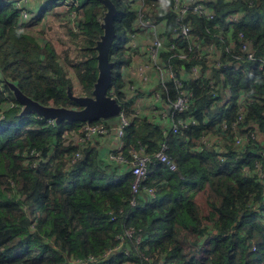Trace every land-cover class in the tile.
I'll return each mask as SVG.
<instances>
[{
	"label": "trees",
	"instance_id": "obj_1",
	"mask_svg": "<svg viewBox=\"0 0 264 264\" xmlns=\"http://www.w3.org/2000/svg\"><path fill=\"white\" fill-rule=\"evenodd\" d=\"M57 1L34 16L43 27L36 29L21 20L11 0L0 2V264H91V257L92 264H264V180L256 167L264 164V0H198L210 18L193 9L182 13L177 0H113L110 92L129 125L122 150L114 147L106 156L101 137L112 141V135L78 142L85 123L22 113L9 86L15 83L41 104L73 108V80L92 94L105 6L75 0L61 11L75 9L73 20L59 13ZM140 17L157 23L165 37L163 67L176 75L155 78L171 110L162 103L158 108L173 114V123L168 115L162 123L139 109L131 95L138 86L123 78L134 60L130 42ZM50 18L78 26L67 28L70 43L61 53L45 36ZM179 22L191 27L188 38L180 37ZM181 91L192 92L189 106L174 113ZM115 118L89 122L111 127ZM235 122L239 133L256 137L237 144ZM164 142L177 168L153 158L132 206L134 175L110 154L128 157L142 146L154 155ZM201 192L205 212L196 199ZM128 229L135 235L121 241Z\"/></svg>",
	"mask_w": 264,
	"mask_h": 264
},
{
	"label": "built area",
	"instance_id": "obj_2",
	"mask_svg": "<svg viewBox=\"0 0 264 264\" xmlns=\"http://www.w3.org/2000/svg\"><path fill=\"white\" fill-rule=\"evenodd\" d=\"M14 4V6L19 10L20 12V18L23 21L29 20L31 18L30 16V10L27 7V1L29 0H11ZM38 2H41L43 5L47 4V0H36ZM142 1V0H138ZM177 5L179 6V9L182 13H186L190 9H193L194 11H198L201 15H206L207 17H212L213 14L206 8L204 4H202L198 0H177ZM55 5L57 8H61V11H68L72 6H76L75 0H58L55 2ZM71 16L73 19L76 18V10L73 9L71 11ZM179 35L181 38H188L191 34V27L189 24L186 23H180L179 22ZM139 27L138 30H143V28H148L151 31V40L148 43L147 46V57H148V63L152 61L154 64L155 69L160 74V79L162 81H165V71L163 67V60H162V51L166 47L165 37L162 35L161 30L159 29V26L157 23L151 21V20H144L143 17H140L139 19ZM160 30V31H159ZM244 50H248V45H243ZM149 55V56H148ZM181 57H186V54H181ZM249 59H255V55L253 52H249L248 54ZM241 59V58H237ZM144 63L138 67V80L142 82H148L150 79V75L148 72V69L150 67V64ZM237 68H240L239 65H236ZM167 73L169 74L170 78L175 77V72L171 69L167 68ZM192 73L194 75L198 74V68L196 66L192 67ZM178 81V80H177ZM136 86V83L133 84ZM192 96V92L190 91H181L180 95L178 96L177 100L173 102V112L176 111H183L188 108L189 101ZM245 111L244 109H241L239 120L242 119L244 116ZM169 116V114H168ZM119 119V120H118ZM169 119L171 122H174L173 114L169 116ZM117 123L113 124L111 127L108 125H105L103 123L101 124H93L90 122H84L83 126L80 128V131L82 132V135H80L77 139L78 142H85L88 140L93 139L95 136L98 135H112L113 140L116 143V149L119 150V152L123 148V143L121 141V138L124 136L125 128L129 125V119L126 117V115L121 112L120 115L117 117ZM175 128H177V125H175ZM238 122H235L232 126L234 132L236 133V142L237 144H246L247 142H250L251 138L256 137V134L252 131H247L243 133H239L238 131ZM167 145L164 142L160 148V150L154 154L151 155L147 153L146 149L144 147H136L132 148L130 150V156H124L122 153H112L110 155L111 160L115 161L117 164H120L121 166L129 169L132 174L134 175V181L132 185V192L133 197L131 199V205L136 206L138 202V195L140 193L141 188L143 187V184L145 180L147 179L149 175V167L150 163L152 162L153 158H157L161 162H164L168 165V167L172 170H176L177 164L176 162L170 158V156L167 153ZM257 170L259 173V176L262 180H264V164H257ZM146 191L150 195H155V188L150 187L147 188ZM135 235V231L133 229H128L125 231L123 236H121V241L125 239V237H133ZM137 242H140V237H137Z\"/></svg>",
	"mask_w": 264,
	"mask_h": 264
},
{
	"label": "water",
	"instance_id": "obj_3",
	"mask_svg": "<svg viewBox=\"0 0 264 264\" xmlns=\"http://www.w3.org/2000/svg\"><path fill=\"white\" fill-rule=\"evenodd\" d=\"M99 1L106 10L102 22L104 32L96 45L99 73L92 95H75L69 89V96L78 104V107L44 105L23 93L15 83L9 82L15 97L24 106L22 113L34 111L47 119L55 120L57 123L62 121L84 123L101 118H115L120 115L122 105L117 97L110 92L114 67V62L110 60V50L117 37L114 19L118 14V9L113 0ZM166 108L170 112L171 108L169 106Z\"/></svg>",
	"mask_w": 264,
	"mask_h": 264
},
{
	"label": "crops",
	"instance_id": "obj_4",
	"mask_svg": "<svg viewBox=\"0 0 264 264\" xmlns=\"http://www.w3.org/2000/svg\"><path fill=\"white\" fill-rule=\"evenodd\" d=\"M52 1V0H47V2ZM0 2H2V0H0ZM44 5L41 2H38L36 0H29L27 1V7L30 10V12H33L35 15L41 10V8ZM58 9V8H56ZM54 7V10H56ZM59 12V11H58ZM61 12V11H60ZM64 13V12H62ZM30 22V24H32V28L36 29L38 26H40V24L36 23L35 19L33 16H31L30 20L28 21ZM51 22V18L49 20L50 24ZM40 28H43L42 26H40ZM139 34L134 36L133 39L130 42V45L133 46L134 48V52L140 48L141 45H146L147 43L150 42L151 37L147 36L146 31L144 30H138ZM138 36V37H137ZM145 37H148L149 41L146 42L145 44H143V42L140 43V41H143L145 39ZM147 52H145L144 55L142 56H138L135 53L134 56V60L125 68L122 70L123 73V78L124 79H130V81H132V84L136 83V86H138V91L136 92H132L131 95L135 96L136 99L138 100L137 103V107L139 109H141L144 113H146L147 115H150L152 117H155V119L157 120H161L162 123L168 122L166 121L167 119V115L166 114V118H163L162 116V112L165 110V103L163 104L164 100L162 101V96H160V92L159 90H157V86L159 85V79L155 78V75H157L160 78V74L159 72L155 69V71L151 72V67H149L148 72H151L150 75V79L148 82H142L140 80H138V71L136 74V77L132 76V67H135V64H139V63H148V57H147ZM164 71H165V81H167L168 79H170L169 74L167 73V68L164 66ZM161 81V79H160ZM163 104V109H159L158 106L160 104ZM167 109V108H166ZM168 111V110H167ZM99 136H104V135H98ZM101 152L103 154V156H106L107 153H109V151L111 149H113L114 147H116V143L114 142V140L110 141L109 138L107 137H101Z\"/></svg>",
	"mask_w": 264,
	"mask_h": 264
},
{
	"label": "rangeland",
	"instance_id": "obj_5",
	"mask_svg": "<svg viewBox=\"0 0 264 264\" xmlns=\"http://www.w3.org/2000/svg\"><path fill=\"white\" fill-rule=\"evenodd\" d=\"M60 1H62V0H60ZM57 10L61 11L62 9L58 8ZM59 13L61 15H68L69 19H73V17L71 15L67 14V13H62V12H59ZM30 16L34 17L35 14L33 12H30ZM29 20H30V18H29ZM51 22H52V28L46 32L45 36H46V38H48L50 40V43L52 45L53 50L55 52L61 53L62 50H63V44L68 46L69 43H70L69 38H68L70 36V34L67 32V28L71 27L72 29L77 31L78 30V26H77V24H74L73 21L67 22V18H66L65 22L63 21L64 22L63 24L60 23L56 19H51ZM143 30L146 31L148 37H151L152 32L151 31H147V30H149L148 28H143ZM148 37H145V39L143 41H140V43L143 42V44H145L146 42L149 41V39L150 40L152 39V38L148 39ZM147 46H148V43L145 46L141 45L140 48L135 51V53L138 56L144 55L145 52H147L146 54H148ZM71 55H74V51L71 53ZM142 64H144V63H139V64L136 63L135 67H132V73H131L132 76L136 77V74H137V71H138V67L140 65H142ZM148 64H150L151 72L155 71V67H154V64L152 63V61H150ZM151 72H149V74ZM73 82L75 83L74 80H73ZM74 83H73L72 91L74 92L75 95H92L89 92H87L85 89L78 87L77 84H74ZM162 116H163V118H166V112L165 111L162 112ZM115 119L117 120V118H115ZM196 199L198 201V204L202 208V210L205 212L204 208H207V202H206V198H205V193H203V192L199 193L196 196ZM111 252H112V250H109L108 253H111ZM126 254L132 256V252L131 253H126ZM91 260L94 261V258L91 257ZM92 261H91V264H92ZM78 264H84V263L82 261H79Z\"/></svg>",
	"mask_w": 264,
	"mask_h": 264
}]
</instances>
